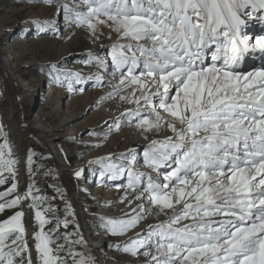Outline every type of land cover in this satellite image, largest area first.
I'll return each instance as SVG.
<instances>
[{
  "label": "snow or ice",
  "instance_id": "obj_1",
  "mask_svg": "<svg viewBox=\"0 0 264 264\" xmlns=\"http://www.w3.org/2000/svg\"><path fill=\"white\" fill-rule=\"evenodd\" d=\"M61 9L69 24L86 28L94 40L104 28L109 40L115 33L111 91L101 101L135 104L121 115L129 126L135 118L145 139L147 133H172L152 139L144 153L155 177L135 169L134 155L121 154L118 159L125 163L119 164L108 162L111 157L90 161L101 165V178L127 175L120 203L127 200L131 212L125 213L128 218L107 219V233L126 235L153 214L152 208L167 217L115 247L143 256L144 264H264V66L244 68L246 57L264 58V34L253 38L245 31V17L264 21V0H74V6L65 3ZM29 22L40 31L56 24ZM83 63L107 67L99 56ZM51 69L58 84L62 78L103 84L99 75L84 77L56 64ZM113 127L120 130L119 119ZM0 139V185L7 182L5 172L13 181L0 192L3 199L16 193L19 161L3 125ZM34 155H27L30 176ZM165 167L170 170L161 180L159 169ZM33 188L30 183L26 192L0 203V212L31 198L39 226L33 236L36 258L25 238L24 212L16 211L0 222V264H96L87 251H77L87 249V242L74 219L73 231L55 235L61 225L69 227L71 205L64 219L48 218L54 209L50 204L42 209L48 198L33 194ZM133 201L140 203L132 206Z\"/></svg>",
  "mask_w": 264,
  "mask_h": 264
},
{
  "label": "bare ground",
  "instance_id": "obj_2",
  "mask_svg": "<svg viewBox=\"0 0 264 264\" xmlns=\"http://www.w3.org/2000/svg\"><path fill=\"white\" fill-rule=\"evenodd\" d=\"M61 9V5L68 3L74 6V0H56ZM76 3L79 0H75ZM33 8V7H31ZM62 11V9H61ZM12 15V14H11ZM257 17L260 13L256 14ZM12 17V16H11ZM247 25L252 23L264 24V21H257V18L249 19L245 17ZM4 22V23H3ZM249 23V24H248ZM21 35L17 30L15 20H10L8 14L0 17V118L8 136L10 145L13 148V158L19 162L14 166L17 170L15 182L17 191L23 194L28 190L30 183L34 184L33 194L48 198V203L42 204L41 208L46 209L51 205L54 212H47L50 218L59 216L65 217V209L68 204L71 205L73 216H68L70 221L66 229L61 225L55 235L68 233L75 229V224L79 225V230L87 242V249L77 247V251H87L94 257L96 264H107L109 259V249L111 245H120L133 237L136 233L143 234L146 231V225L156 224L166 220L163 214L155 215L156 209L152 208V215L142 220L139 226L129 230L126 235L111 239L103 236L99 241L90 240V232L87 224L88 209L85 205V199L95 205L100 214L109 218L120 219L128 218L125 213L131 212L128 201L120 203L124 196L126 188L120 185V189L115 187L110 190V181L91 191L90 199L81 195L78 184L77 171L83 170V167L89 166L94 159L109 158L113 163H125L118 159L121 154L135 156V169L155 177L157 173L145 164V151L149 150L151 140H162L165 136L172 135L169 131L160 133H147L148 139L144 138L141 131L135 127L137 122L134 118L132 125L129 126L128 119L122 116V112L136 107L135 104H124L116 99H105L111 88L107 82L113 79L112 72L114 65L111 62V44L116 39L115 33L112 39L107 38L108 29L104 28V35L100 39L91 38L86 28L76 27L69 24L64 19L63 12L59 15L55 28L48 32L47 39H30L31 35L19 37L18 43L9 45L8 40L14 34ZM17 34V35H18ZM70 37V38H69ZM105 59L107 67L98 68L95 63L92 65H83L79 63L80 59H90L95 61L96 54ZM30 55L33 60L42 59L54 61L55 63L68 62L71 59L76 62L70 72H80L82 76H102L103 84H98L95 79H84L81 84L87 86L88 90L84 95H74L76 87L75 80L61 83L54 88L47 89L44 103H39L41 94V82L28 79L25 72L27 70L28 60L26 56ZM26 55V56H25ZM32 62V61H31ZM264 66V63H257L248 70ZM71 86V91L69 90ZM146 114V113H142ZM119 119L120 130L116 131L113 127L114 121ZM69 139L77 143L87 142L94 145L95 149L89 151L87 155L80 159L81 155H75V165H70L71 157L62 152V146ZM131 150V151H130ZM29 151L33 152V174L30 176L27 170V155ZM142 161V165H138ZM149 170V171H146ZM163 174L167 170L161 168ZM150 173V174H149ZM156 174V175H155ZM127 180V175H123L114 180L119 183ZM143 183H146V180ZM142 183V186H143ZM59 190V191H58ZM63 193V195H61ZM132 198L131 193L129 199ZM32 203L31 198L21 201L24 212L23 222L26 229V237L32 257L35 260V240L34 233L39 231V226L35 221V209L29 207ZM140 203L133 201V205ZM134 214V213H133ZM75 220V224L71 221ZM35 221L33 226L32 222ZM55 219L51 224H47V231L53 227ZM46 231V232H47ZM62 242V241H61ZM53 247H55L53 245ZM143 261H139V259ZM135 257V261L144 264V257ZM128 257H126L127 259ZM36 264H39L36 261Z\"/></svg>",
  "mask_w": 264,
  "mask_h": 264
},
{
  "label": "rangeland",
  "instance_id": "obj_3",
  "mask_svg": "<svg viewBox=\"0 0 264 264\" xmlns=\"http://www.w3.org/2000/svg\"><path fill=\"white\" fill-rule=\"evenodd\" d=\"M58 2L56 0H0V17H2L4 14H8V17L10 20H15L17 24V30L21 31V35L14 34L11 36L8 40L9 45H14L18 43V40L20 41L19 37H28L30 36V39H47L48 32L51 29H48L46 31H40L38 29L37 24L30 23L29 21H45V20H55L58 21L59 15L62 13L60 7L58 6ZM33 7V8H31ZM12 14V15H11ZM12 16V17H11ZM257 21H261L260 19H256ZM4 23V22H3ZM249 24V23H248ZM251 24V23H250ZM249 24V25H250ZM253 24V23H252ZM18 34V35H17ZM99 54L97 53L96 56ZM26 56V55H25ZM26 59L28 60L27 70L25 72L28 79L39 81L41 82V94L39 95V103H44L46 99V92L47 89H51L56 87L57 85H61V83H67L68 81H74V80H67L63 79L61 83H56L53 79V76L55 73L51 69L52 64H56L57 68H63L65 72H70L72 69V65L75 60L71 59L68 62H57L54 61H48V60H33L30 55L27 54ZM86 59H80L79 63L86 65L83 63L86 61ZM32 61V62H31ZM29 79V80H30ZM73 91L74 95H84L85 92L88 90L87 86L82 85L81 83L76 84V87ZM80 89H83V91H80ZM45 98V99H44ZM0 125L2 124V120L0 118ZM4 130V127H3ZM5 132V130H4ZM0 143H3V139H0ZM94 145H90L87 142L84 143H77L73 139H69L65 144L62 146V152L66 154L67 156L71 157L70 165H75V155L79 154L81 155L80 159H82V156H86L89 151H93L95 148ZM107 160V158H104ZM94 160H100V159H94ZM108 162H112L111 160ZM113 163V162H112ZM139 166L142 165V161L137 162ZM149 169V167H148ZM167 170V167H165ZM101 165L100 164H90L89 166L83 167L82 173L79 177H77V184L80 190L81 195H83L85 198L90 199L91 191L94 189L99 188L100 191L103 190V185H106V182H109L110 180L105 177L101 178L100 171H101ZM170 170V169H169ZM168 170V171H169ZM149 171V170H146ZM160 174L163 172L162 170H159ZM150 174V173H149ZM4 177L7 178V182L4 185H0V192H5L8 188H10L11 183L13 182L10 178V174L5 172ZM156 175V174H155ZM162 176V174L160 175ZM110 190H112L113 187L120 189V185L125 186L127 184V180H122L119 183H114V180H111L110 182ZM105 188V187H104ZM16 193L18 191L16 190ZM16 193H13L11 196L5 197L3 199H0V203H4L6 200L13 199L16 195ZM85 199V205L87 206L88 213H87V224L90 232V240L99 241L102 239L103 236L107 237L108 239H113L118 236H112L109 233L106 232V229L104 227V223L109 217L101 215L100 210L95 205H91V201H87ZM22 206L21 203L14 207V208H5L3 212H0V222H3L10 218L12 215L15 214L16 211H21ZM46 217L50 218V214L46 215ZM35 218V217H34ZM114 219V218H111ZM36 221V220H35ZM35 221L32 222L33 226L35 225ZM38 225V224H37ZM47 225L44 226V231H47ZM25 238L26 232H25ZM124 244V243H123ZM123 244H120L121 246ZM109 249L108 257L109 259L106 260L107 264H142L141 262L135 261V257L131 256L130 254L124 253L122 250H118L115 245H111ZM126 257H128L126 259ZM139 261H143L140 257Z\"/></svg>",
  "mask_w": 264,
  "mask_h": 264
}]
</instances>
